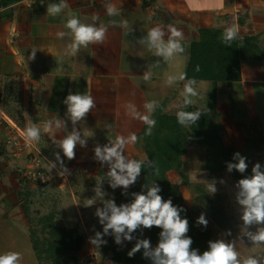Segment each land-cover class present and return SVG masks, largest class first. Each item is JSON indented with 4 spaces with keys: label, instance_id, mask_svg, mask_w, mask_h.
Returning <instances> with one entry per match:
<instances>
[{
    "label": "crops",
    "instance_id": "1",
    "mask_svg": "<svg viewBox=\"0 0 264 264\" xmlns=\"http://www.w3.org/2000/svg\"><path fill=\"white\" fill-rule=\"evenodd\" d=\"M55 2L58 0H44L43 3L41 0H19L5 5L0 17V163H4L1 160L6 157L2 152V147L5 149L2 140L6 135L4 123L19 124L20 128L16 125L18 131L23 133L29 124L39 126L47 121L61 119V113L66 109L63 100L70 92L89 93L96 102V107L75 126L80 132V128H83V132L98 129L103 130L104 134L110 131L112 136L135 132L142 137L140 133L144 124L139 120L125 119L121 125L125 130L119 129V112L125 109L117 106L115 98L119 95L121 85L131 96L141 93L142 96L147 95L151 90V94L167 91L155 100L171 98L166 109L177 110L172 104L177 105L181 101L182 83L175 87L166 86L164 74L174 71L137 42L152 26L160 25L167 29L168 25H173L183 32L186 48L185 54L180 56L183 72L186 71L191 46L201 38V28L235 26L239 30V37H257L264 51V0H110L121 13L113 17H109L105 9V3L109 0H66L68 7L64 12L57 17H50L46 13L47 4ZM69 13L84 23L109 25L106 41L102 45L81 48L76 56L63 57V50L71 38L65 36L58 39L56 33L67 32L64 23ZM93 15L99 16V21L93 22ZM149 16L152 17L150 22L146 20ZM121 20L128 21L133 28L131 33L127 34L126 30L109 23L115 21L118 25ZM33 50H36L35 58L30 59ZM178 59L170 64L176 61L178 64ZM158 60L159 67L153 68L152 79L146 83L142 78L144 71ZM196 81L202 97L207 96L211 91L210 82L207 79ZM201 81H206V88H201ZM201 100L198 99L192 107L203 105ZM40 109L43 114L38 112ZM216 109L221 113L223 142L232 144L239 154L246 153L248 148L247 135L241 124L257 122L264 136V59L240 60V78L229 86L226 82L217 84ZM231 110L235 116L230 115ZM61 120L66 122V126L55 133L57 139L63 136L60 131L66 129L70 132L73 128L67 116ZM41 134L48 141L47 149L52 155L54 148L50 147L53 142L50 134ZM140 146L138 148L143 149L146 157L145 149ZM81 151L85 157L94 159V150L88 141ZM18 152L16 154H22ZM16 154L11 157L13 162L18 158ZM261 158L264 159V152ZM45 159L52 158L48 156ZM19 165L21 171L24 170V165ZM37 166L31 169L35 174ZM5 171L6 166L0 165V180ZM18 192V187L12 189V186H0V224L6 219H20L29 232L31 222ZM2 232L0 229L4 245L7 242L11 245L8 247H14V243H18V250L17 244L13 251L20 252L22 243Z\"/></svg>",
    "mask_w": 264,
    "mask_h": 264
},
{
    "label": "clouds",
    "instance_id": "2",
    "mask_svg": "<svg viewBox=\"0 0 264 264\" xmlns=\"http://www.w3.org/2000/svg\"><path fill=\"white\" fill-rule=\"evenodd\" d=\"M44 0H41L43 3ZM68 7L66 0H58L55 3H48L46 13L50 17L61 15ZM106 13L109 17L119 16L120 9L115 4L105 3ZM99 16L93 15V22L99 21ZM151 16L146 20L150 22ZM111 26H119L126 30L127 34L133 31L127 20H121L117 25L115 21L109 22ZM109 25L103 23H84L81 20L69 13L64 23V28L67 32L60 31L56 33L58 39L70 36L71 42L67 44L63 50V57L76 56L81 48H87L89 45H102L107 39ZM239 37V30L235 26H226L221 34V41L228 46L236 41ZM183 32L173 25H168L167 29L160 25L150 27L146 35L138 38V43L144 45L146 49L154 56L159 57L164 63L170 64L179 56L186 52L184 46ZM35 51H32L30 59L35 58ZM159 67V60L147 66L142 78L147 83L150 82L153 76V68ZM200 71V66L197 65L194 69ZM164 84L166 86H174L176 84L183 85L180 92L181 101L176 107V120L182 127L188 128L195 125L202 115V108L196 110H187L196 105L198 99H202L201 92L198 90L197 81L189 79L186 72L165 73ZM63 103L66 105V115L70 120L73 128L70 132L57 139L55 133L66 126V122L60 119L47 121L43 124L44 133L50 134L49 137L53 143L63 153V157L71 161L75 159V149L77 145L81 147L87 146L85 137L91 136L90 133L81 134L75 127L79 122L83 121L87 114L96 107V102L89 93H69ZM158 108H161V102L158 100H148L143 104L144 111L141 112L135 104L129 102L126 105V114L132 119L141 121L145 125V136L152 134L153 128L156 126V120L153 118V113ZM110 127V125L108 126ZM25 142H39L41 139V127L36 124H29L23 131ZM142 137L135 133L127 135L117 134L114 139L109 140V143L104 145H96L94 148V159L101 164L107 163L109 168L107 178L109 186L115 189L118 185L127 189L130 185L137 181L142 170L147 166L153 169L154 175H159V168L155 162L149 161L147 157L143 159L131 158L125 155V151L129 145L139 142ZM60 152L55 153V162H51L49 170L58 167L61 170V175L68 172L64 165V160ZM237 163H229L228 170L235 168L240 173H244L248 168L245 162V157L240 156ZM261 166L257 162L252 166V174L239 179L237 194L238 203L243 206L241 219L244 225V236H246L254 245H264V171L260 170ZM104 178H100L93 191L95 198L102 202V207L96 209V215L99 218V223L103 226V232H96L95 236L90 238V243L95 247H100L106 244L103 239L104 235L111 234L115 236V242L121 243V235L125 240L133 239L132 233L138 227L152 228L157 226L161 228L159 233L160 239L157 246L152 249L149 239H137L135 245L128 252V256L132 257L142 247L145 249L144 255L150 256L153 264H264V262L249 255L243 259H238L239 253L236 250V245L232 241L226 242L223 239L208 242L207 250L198 252L191 246L193 240L187 235L189 231L188 220L182 218L180 212L184 209L174 206L172 200L163 199L159 194L161 191L158 184L152 183L145 185L147 192L133 193L134 199L131 203H124L117 206L113 199H104L105 192L101 188V183ZM206 190L210 194H214L217 190L213 183L206 184ZM95 198H89L84 201L85 206H92ZM197 223L207 226L208 221L202 213L197 218ZM252 225H257L256 231L252 232L248 229ZM227 235H231L228 231ZM23 255L18 251H5L0 253V264H22Z\"/></svg>",
    "mask_w": 264,
    "mask_h": 264
},
{
    "label": "trees",
    "instance_id": "3",
    "mask_svg": "<svg viewBox=\"0 0 264 264\" xmlns=\"http://www.w3.org/2000/svg\"><path fill=\"white\" fill-rule=\"evenodd\" d=\"M16 1L19 0H0V3L9 5ZM223 30L222 27L201 28V38L195 45L191 46V53L188 56L185 71L187 77L195 80L207 79L211 86L209 94L201 100L203 105L199 106L203 110L201 117L195 125L188 128L182 127L177 123L176 110L166 109L171 98L159 100L161 108L153 113L156 126L153 128L152 134L150 136L144 135L145 125L141 130V145L145 149L148 160L155 162L159 168V175H154L153 169L146 166L137 181L124 192V196L128 198V203H131L134 199L133 193H146L148 189L145 185L158 184L161 189L159 194L163 199L170 198L174 206L184 209L180 215L188 220L189 231L187 235L193 240L191 247L201 253L207 250L209 241L217 240L216 231L228 233V231L234 230V215L229 211L222 194H210L207 190L201 189V184L194 186V192H196L194 196L195 207L189 206L184 199L180 184L170 180L166 172L169 169L180 171L182 156L187 151L188 145L192 143L206 145V153L209 154L207 156V168L214 174L224 171L229 163H237L239 157L234 155L238 153L236 148L232 144H225L220 135L223 125L221 113L216 109L217 84L226 82L229 86L233 81L240 78L241 59H264V51L259 46L257 37L254 35L238 37L231 46H228L221 41ZM197 65L200 66L199 72L194 70ZM196 108L198 107H191L187 110L194 111ZM254 123L258 125L257 122ZM246 135L248 148L244 155L250 154L253 149L259 151L261 141L264 139L259 128L256 133L257 136L254 133ZM2 152H4V147H2ZM219 166L220 168H218ZM232 171L235 176L239 174L251 175L248 168L244 173H240L235 168ZM37 187L39 189L34 190L26 186L18 192V197L22 200L23 209L30 222L29 210L32 205V197L44 191V186ZM30 192L31 195L29 196ZM202 213L208 221L207 226L197 223V218ZM41 222L40 231L33 224L29 227L32 248L37 258L35 264L76 263L78 252L84 241L83 235L75 227L58 235V228L54 221L44 216ZM41 230H45L50 235L38 237L37 233ZM161 230L157 226L152 228L140 226L134 230V238L136 242L137 239H149L150 247L154 249L160 239ZM56 232L58 236H53ZM103 239L107 243L101 245V248L104 253L110 255L112 264H153L152 258L144 255L145 249L143 247L132 257H129L128 252L135 244L130 245L127 241H121L120 244H117L114 234L103 236Z\"/></svg>",
    "mask_w": 264,
    "mask_h": 264
},
{
    "label": "rangeland",
    "instance_id": "4",
    "mask_svg": "<svg viewBox=\"0 0 264 264\" xmlns=\"http://www.w3.org/2000/svg\"><path fill=\"white\" fill-rule=\"evenodd\" d=\"M177 58L180 60L178 64V61H176L175 63L167 64L166 66H170L174 72H183V60L180 56ZM205 82L206 81H201V83H199L201 88H206L207 83ZM171 87H175V85ZM168 89L166 88V90ZM126 91L127 89L123 90L121 85L120 92L118 93L119 95H117L115 98L117 106L125 109L126 105L131 102L135 104L141 112L144 111L143 104L145 101L153 100L158 97V95L162 96L167 93V91L164 92L161 90L159 93L151 94V90L147 92V95L142 96L141 93L139 95L131 96L127 94ZM173 104L172 107H175L176 105ZM235 107L237 111V104ZM41 110L42 109H40L38 112L43 114ZM119 113L121 122L118 124V126L121 131H124L125 128L121 125L124 123L125 119L131 117L126 114V111L120 110ZM65 114L66 109L63 113H61V117L64 118L67 116ZM230 115L235 116L234 111L231 110ZM262 117L264 120V115H262ZM4 125L6 128V135L2 140V144L5 145L3 153L6 154V157L1 160L4 163H0V165H5L6 171L2 172L0 186H12V189L18 187L19 190H21V188H26V186L33 188L34 190L39 189L37 186H46L43 192H40L36 196L32 197V205L30 206L29 210L31 225L33 224L36 229L40 231V228H42L41 219L42 217L46 216L47 219L49 218L56 223L58 235L61 233H66L70 228L75 227L77 231L83 235L84 241L81 249L78 252V261L74 264H85V257L90 251H96L98 253L97 255L99 258L96 264H112L110 255L104 253L101 246L95 247L90 243V238L94 237L96 232H103V226L99 223V218L96 215V209L98 207H102V202L98 198H95V193L93 191L97 181L100 178H104L100 185L102 190L105 192L104 199H113L117 206L128 203V198L124 196L126 189H124L123 186L118 185L115 189L109 186L106 175L109 168L108 164H101L98 160L91 159L88 156L85 157V153L83 154L81 151L82 147L79 145H77L75 149V159L71 161L63 157V153L60 152V149L53 142L50 144V147L54 148V151H52V155H49L50 150L47 149L49 144L47 143L48 141L45 139L43 134H41L42 136L38 143L29 141V146L25 145V147L17 149V147L11 146L8 143V138H13L15 136L14 130L11 129L6 122ZM16 125L18 126L19 124L16 123ZM42 126V124L38 126L41 127V132H43ZM241 127L243 128L245 134L254 133V135H256L258 130V125L256 123L247 122L241 124ZM80 129L82 131V135L84 133L91 134V136L85 138L89 145L92 146L93 150L96 145H104L109 143V140L115 138V136H112L110 131H108L107 134H104L103 130L93 129V131L83 132V128ZM60 132L62 135H64L69 131L63 129ZM140 144L141 143L138 144L137 142L135 144L129 145L125 151V155L131 158L143 159L145 154H143V149L141 150L138 148L141 147ZM263 144L264 143L262 140L260 144L261 148L260 150L258 149L259 151L253 149L248 155L240 153V156L245 157V162L248 165V169L250 171L252 170V166L257 162L261 166L260 170L264 168L262 167L264 166V159L261 158V154L264 152ZM18 151H21L20 153L22 154H16L19 153ZM57 152H60V155L64 160V165L68 169V172L63 175H61L59 165L57 168L51 171L49 170V165L51 164L50 160L55 162V153ZM15 154L18 155V158L13 162L11 157H13ZM46 155L52 159H45L47 158ZM208 155L209 154L206 153V145L200 143L189 144L187 151L182 156V168L180 171L177 169H169L166 172L167 177L170 180L180 184V188L186 203L193 207H195L196 203L194 198L196 194V192H194V186L196 184H201V189L206 190V184L213 183L217 190L214 194H222L224 196L229 211L234 215V230L231 231L232 235L229 236L227 233L219 230L215 232L216 238L223 239L226 242H234L236 245V250L239 253L238 259H243L246 256L252 255L254 258L264 262V245H254L246 236H244V225L241 219L243 206H241L237 200V194L239 192V179L250 175L239 174L238 176H235L233 171L231 172L228 170V167H226L224 171L214 174L210 169L207 168ZM238 160L239 159H237V162ZM19 163L24 165V167H22L24 170L21 171V166ZM34 166H37L36 174L31 170ZM218 168H220V166ZM262 171H264V169ZM30 195L31 192L29 196ZM89 198L96 199V202L90 207L84 205V201ZM6 224H9L10 226H6ZM0 225H2L0 229L4 232H2L3 234H7V236H11L14 240H19L22 243L20 249V253L23 255L22 264L37 263L36 255L31 247L29 232L26 230L27 227L24 225V222L20 219H12L10 221L6 219L3 220ZM256 228L257 225H252L248 230L255 232ZM57 232L54 233L53 236H58ZM134 233L135 232L132 233L133 239L131 241L125 240L123 235H121V241H127L130 245L135 244L136 239L134 238ZM109 234H111V230H109ZM37 235L38 237H44L50 234L45 232V230H41V232H38ZM4 244L5 241L0 238V251L2 252L13 251V248L16 247L18 243H14V247H8L11 245L7 242L6 245ZM18 248L19 244L17 245V250ZM44 264L52 263L49 262Z\"/></svg>",
    "mask_w": 264,
    "mask_h": 264
},
{
    "label": "built area",
    "instance_id": "5",
    "mask_svg": "<svg viewBox=\"0 0 264 264\" xmlns=\"http://www.w3.org/2000/svg\"><path fill=\"white\" fill-rule=\"evenodd\" d=\"M5 5L0 3V17L3 15V12L5 10ZM11 129L14 130L15 136L8 138V143L11 146L17 147V149L23 148L30 145V142H25L23 135L18 131V128L16 125H9L7 124ZM16 127V128H15ZM96 251H90L88 252L87 256L85 257V264H96L98 261L99 256Z\"/></svg>",
    "mask_w": 264,
    "mask_h": 264
}]
</instances>
